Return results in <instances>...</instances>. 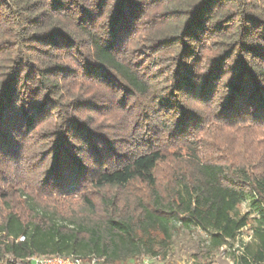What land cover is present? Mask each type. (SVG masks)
Instances as JSON below:
<instances>
[{"label": "trees", "instance_id": "obj_1", "mask_svg": "<svg viewBox=\"0 0 264 264\" xmlns=\"http://www.w3.org/2000/svg\"><path fill=\"white\" fill-rule=\"evenodd\" d=\"M251 220L234 264H264V0H0V264Z\"/></svg>", "mask_w": 264, "mask_h": 264}, {"label": "rangeland", "instance_id": "obj_2", "mask_svg": "<svg viewBox=\"0 0 264 264\" xmlns=\"http://www.w3.org/2000/svg\"><path fill=\"white\" fill-rule=\"evenodd\" d=\"M252 211L251 199L247 198L238 206V213ZM257 217L252 211L251 218ZM235 238H230L219 248L211 247V234L196 226L184 228L179 222H172V241L166 255L154 259L159 264H234L244 245L252 240L253 220Z\"/></svg>", "mask_w": 264, "mask_h": 264}, {"label": "built area", "instance_id": "obj_3", "mask_svg": "<svg viewBox=\"0 0 264 264\" xmlns=\"http://www.w3.org/2000/svg\"><path fill=\"white\" fill-rule=\"evenodd\" d=\"M20 240H24V237H20ZM154 259L144 257L143 264H159L156 263ZM102 260L103 259L101 257L94 255L83 258L75 255L65 256L55 253V255H34L18 264H101Z\"/></svg>", "mask_w": 264, "mask_h": 264}]
</instances>
